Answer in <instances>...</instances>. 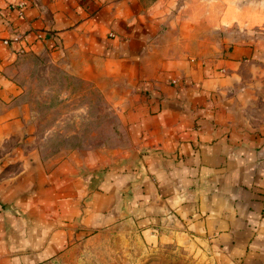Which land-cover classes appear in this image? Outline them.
<instances>
[{"label": "crops", "instance_id": "0c3cea01", "mask_svg": "<svg viewBox=\"0 0 264 264\" xmlns=\"http://www.w3.org/2000/svg\"><path fill=\"white\" fill-rule=\"evenodd\" d=\"M27 54L96 88L123 140L39 150ZM123 221L264 264V0H0V264Z\"/></svg>", "mask_w": 264, "mask_h": 264}, {"label": "rangeland", "instance_id": "374dc122", "mask_svg": "<svg viewBox=\"0 0 264 264\" xmlns=\"http://www.w3.org/2000/svg\"><path fill=\"white\" fill-rule=\"evenodd\" d=\"M25 100L34 114L37 143L46 155L98 148L123 140L109 101L83 80L56 68L42 55L27 54L16 64ZM38 139V138H37ZM201 243L150 241L123 221L95 231L78 247L43 264H210Z\"/></svg>", "mask_w": 264, "mask_h": 264}, {"label": "built area", "instance_id": "2783aa9c", "mask_svg": "<svg viewBox=\"0 0 264 264\" xmlns=\"http://www.w3.org/2000/svg\"><path fill=\"white\" fill-rule=\"evenodd\" d=\"M18 37H14V39H17Z\"/></svg>", "mask_w": 264, "mask_h": 264}]
</instances>
